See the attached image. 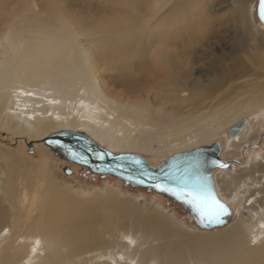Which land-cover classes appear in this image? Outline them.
I'll list each match as a JSON object with an SVG mask.
<instances>
[{"label":"bare ground","instance_id":"1","mask_svg":"<svg viewBox=\"0 0 264 264\" xmlns=\"http://www.w3.org/2000/svg\"><path fill=\"white\" fill-rule=\"evenodd\" d=\"M255 2L251 0L248 8L253 6L254 17ZM234 3L239 14L235 19L237 33L246 34V15L251 23L247 1L234 0ZM23 20L31 21L29 18ZM132 20L128 19L127 24L114 20L105 24L104 29L110 33L120 30L122 34L118 36L123 40L122 46L127 47L126 56L135 51L145 53L137 47L134 33L128 28L135 25ZM32 23L37 27L41 25L38 20ZM51 28L31 39H25L23 32L12 23L0 29V129L19 137L41 140L65 130L82 132L112 152L141 151L160 158L205 145L226 131L223 158L226 152L243 153L242 149L249 145L251 133L263 126L264 77L249 87L233 82L223 88L221 93L224 95L233 92L229 102L208 115L150 118L148 113L129 110L132 107L119 100H114L112 106L97 85L94 72L99 71L101 64L92 48L81 45L75 29L66 27L70 29L68 31L53 25ZM39 29L42 31L43 26ZM261 36L255 48L250 50L248 41L240 39L242 43L238 44L249 53L246 60L257 74H264V33ZM167 45L156 49L154 55L159 63L156 66L152 63V67L157 70L165 68L166 74L156 71V75L164 78L170 100L175 99L174 102L178 103L179 95L188 90V82L178 77L171 63H167L168 56L171 57ZM107 54H113V51L108 49ZM226 78L220 77L219 82ZM191 92L196 96L205 93L204 89ZM244 119L247 122L240 131L235 135L228 134L231 127ZM249 153H252L251 148ZM146 159L156 165L148 157ZM225 169H216L214 177L219 197L231 205V196L222 191L219 179V172H228ZM256 170L258 173L264 170L261 154L251 170L248 167L242 173L236 171L234 179L243 180L242 184L251 178L250 174L253 179H261L262 175L256 177ZM15 171L18 172L16 164L8 165L0 158V183L5 188L1 192L4 200L0 197V264H40L39 260L47 264L50 256H54L57 264H67L92 252L97 253L100 264H141L142 260L146 264H252L254 257H264V200L258 202L264 196L261 180H255L259 188L244 201V207L250 208L247 219H239L240 215L238 220L222 227L218 233L186 237L180 226L158 211L148 209L143 228L149 233L144 232L143 236L153 237L156 232L162 240L163 232L168 236L157 245L146 248L138 257L141 242L137 229H129L128 219L136 218L143 209L139 198L136 202L128 197L97 194L95 191L93 193L97 195L93 198L83 199L77 196L74 186L64 184L66 178L56 172L44 171L40 176L29 171L22 178ZM18 176L22 179L18 184L24 199L29 195L33 205L38 201L37 211L34 207L30 218H25L20 203H17L19 189L15 178ZM106 234L116 235L121 240L108 241ZM59 255L63 257L59 258Z\"/></svg>","mask_w":264,"mask_h":264},{"label":"rangeland","instance_id":"2","mask_svg":"<svg viewBox=\"0 0 264 264\" xmlns=\"http://www.w3.org/2000/svg\"><path fill=\"white\" fill-rule=\"evenodd\" d=\"M246 1L248 10L251 0H244V3ZM255 1L256 4L257 0ZM248 11L251 12V23L249 16L246 15L248 32L244 34L242 31L237 33L235 19L239 18V14L236 12L234 0H0V29L12 23L23 32L25 39L40 36L45 30L52 29V25L61 26L62 29L66 27L75 29L81 45L90 46L101 64L99 71L94 68L93 71H96L94 75H96L97 85L102 89L110 105L113 106L114 100H119L120 103L132 107L129 110L148 113L150 118L173 116L179 119L189 115L211 114L215 109L229 102L233 92L227 95L221 93L229 84L234 82L240 86L246 84L245 87H249L264 77V74H257L248 65L246 54L249 53L238 46L242 43L240 39H243L248 41L249 50L255 48L256 42L264 33L262 23L257 16H252L254 11L252 5ZM25 18H29L32 22L38 20L41 25L37 27L31 21H24ZM128 19H133L132 23L135 25L131 24L128 28L133 31L137 47L145 52L144 54L135 51L126 56L127 47L122 46L123 40L118 36L122 34L120 30L117 29L115 33L104 30L105 24L111 21L119 20V24H127ZM41 26H43L42 31L39 29ZM114 42H117V45ZM165 44H168L167 47L171 53L167 63H171V68L179 75L178 77H183L188 82V90L181 93L182 98L179 95L182 100L179 98L178 103L174 102L175 99L170 100L164 78L156 75V71L166 74L165 68L157 70L152 67V63L155 66L159 63L154 55L157 53L156 49ZM108 49L112 50L113 54H107ZM220 77L226 79L220 83ZM193 89H204L205 93L202 96H196L191 92ZM119 110L124 113L122 108ZM257 128V132L251 133L249 145L242 149L243 153L236 155L226 152L223 156L232 167L225 169L228 172H219L220 184L225 195L231 196L230 206L235 212V217L227 225L238 220L240 215L239 219L243 217L247 219L250 208L244 207V201L259 188L255 180L258 182L261 180L262 182L259 183L264 184V170L261 172L263 174L256 170V177L262 175L261 179H253L251 174L248 175L251 178H247L244 184H242L243 180L238 182L234 179L236 171L237 174L242 173L248 167L251 170L259 154L264 160V121L263 126ZM225 132L206 142L205 145L221 141L225 149L227 139ZM132 152L148 157L154 164L170 156L160 158L152 153ZM0 158L5 159L8 165L16 164L18 172L15 171V173L22 178L29 171L40 176L45 173L44 171L56 172L59 176L66 178L64 184L67 182L66 184L73 185L77 196L83 199L106 193L128 197L136 202H139L136 199L139 198L143 209L136 218L128 219L129 229H137V237L141 242L138 257L146 248L157 245L168 236L165 232H163V240L157 232L153 237L143 236L149 233L143 228L148 209L158 211L172 223L180 226L186 237L208 235L222 230V227L201 229L195 224L191 214L178 202L153 190L132 187L111 175L93 174L87 168L56 156L41 139L19 137L12 132L0 129ZM19 180H22L19 176L15 178L19 189L17 203H20L25 218H30L34 207L36 209V205L38 206V201H35L36 204L33 205L32 197L29 195L24 199V193L21 192L20 184H18ZM3 189L5 190L0 183V197L4 200L1 194ZM95 191L97 194L93 193ZM263 200L264 196L258 202L262 203ZM114 238L116 241L121 240L116 235L106 234V240ZM96 255L95 252L86 253L67 264H100ZM43 256L44 254L41 259ZM62 257L59 255V258ZM254 258L255 261L252 264H264V257L263 259ZM39 261L43 264V260ZM47 264H57L54 256L49 257ZM141 264H146V261L142 260Z\"/></svg>","mask_w":264,"mask_h":264},{"label":"water","instance_id":"3","mask_svg":"<svg viewBox=\"0 0 264 264\" xmlns=\"http://www.w3.org/2000/svg\"><path fill=\"white\" fill-rule=\"evenodd\" d=\"M259 3L260 0H257L255 13L264 30V21H261L258 14ZM246 122L247 119L240 121L228 130V134L235 135ZM41 141L49 146L56 156L87 168L93 174L101 176L111 175L123 180L132 187L153 190L178 202L185 211L191 214L195 224L201 229L226 226L235 217L232 207L219 197L214 177L215 170L220 168L221 165H224L223 167L225 168L232 167L230 162L222 158L223 144L221 141H215L210 145H201L189 151L173 154L156 165L150 164L146 157L138 152H112L82 132L60 131L47 136ZM101 155L103 156L102 159L100 158ZM136 161L140 163H136ZM213 161L216 163H213ZM197 162L200 164L203 175L209 177L212 191L229 210V214L222 217L223 222L221 223L202 224L190 205L172 193L164 192L154 186L158 182H165L166 174L169 178L181 174L185 169ZM157 177H159V180L156 179ZM141 180H143V183L140 182Z\"/></svg>","mask_w":264,"mask_h":264},{"label":"snow or ice","instance_id":"4","mask_svg":"<svg viewBox=\"0 0 264 264\" xmlns=\"http://www.w3.org/2000/svg\"><path fill=\"white\" fill-rule=\"evenodd\" d=\"M258 14L261 21H264V0H260ZM100 158L102 159L103 156L101 155ZM136 163L140 162L136 161ZM213 163L216 162L213 161ZM223 166L221 165V167ZM156 179L159 180V177ZM140 182L143 183V180ZM154 186L164 192L172 193L190 205L202 224L221 223L223 222L222 217L229 214L228 208L212 191L209 177L203 175L199 162L185 169L181 174L171 176L170 178L166 174L165 182H158Z\"/></svg>","mask_w":264,"mask_h":264}]
</instances>
